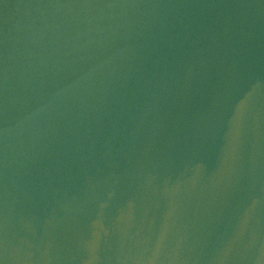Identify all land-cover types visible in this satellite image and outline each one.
<instances>
[{"label":"water","instance_id":"water-1","mask_svg":"<svg viewBox=\"0 0 264 264\" xmlns=\"http://www.w3.org/2000/svg\"><path fill=\"white\" fill-rule=\"evenodd\" d=\"M0 264H264V0H0Z\"/></svg>","mask_w":264,"mask_h":264}]
</instances>
